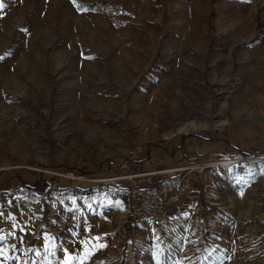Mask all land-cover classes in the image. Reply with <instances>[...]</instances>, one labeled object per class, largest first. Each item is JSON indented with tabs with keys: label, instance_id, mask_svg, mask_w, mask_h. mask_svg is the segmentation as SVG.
Wrapping results in <instances>:
<instances>
[{
	"label": "rangeland",
	"instance_id": "obj_1",
	"mask_svg": "<svg viewBox=\"0 0 264 264\" xmlns=\"http://www.w3.org/2000/svg\"><path fill=\"white\" fill-rule=\"evenodd\" d=\"M66 1L76 41L58 53L54 14L34 32L36 81L17 53L34 6L6 19L18 1L0 0L11 21L0 46V264H264V153L199 152L180 167L157 152L162 165L136 172L180 195L166 228L128 211L132 165L144 161L117 169L136 151L142 160L235 124L264 127V0ZM97 3L109 6L87 7ZM173 165L183 169L168 175ZM8 171L21 181L3 190ZM41 175L36 191L22 186Z\"/></svg>",
	"mask_w": 264,
	"mask_h": 264
},
{
	"label": "crops",
	"instance_id": "obj_2",
	"mask_svg": "<svg viewBox=\"0 0 264 264\" xmlns=\"http://www.w3.org/2000/svg\"><path fill=\"white\" fill-rule=\"evenodd\" d=\"M216 138H208L204 135L200 136H193L190 138L182 139L178 144H175L172 146V148L169 149V146L165 144L161 148L154 147L152 150H149L147 153L143 154L141 167L132 165L134 171H141L147 169L154 168L155 166L162 165V162H158L159 159L155 156V154L158 152H164L165 160L164 161H174L172 164H177V166L184 165L182 160L189 159V158H195L198 154L197 153H207L206 155L211 154L217 155L221 152H231V153H238L244 152L248 154L250 157L253 154L256 153H264L261 152L264 150V127H261L260 125H247L246 123H239L235 124V128H231L228 131L223 132H217ZM197 154V155H196ZM142 155V154H141ZM181 156V157H179ZM176 157H179V159H176ZM147 161V162H146ZM161 161V160H160ZM175 166V167H174ZM176 165L173 166H167L166 168H172L174 170V173H177V171L182 170L183 168L179 169ZM13 181H9V177L6 178V181L3 183V190L12 185ZM2 186V185H1ZM184 200L188 203H196L198 200V197L196 196V192L193 193H186L184 194ZM173 204H182V199L179 203H173ZM172 207L170 209V212L168 213L169 217L172 216H180L181 212H178L176 207ZM176 205V206H178ZM177 211V212H176Z\"/></svg>",
	"mask_w": 264,
	"mask_h": 264
},
{
	"label": "bare ground",
	"instance_id": "obj_3",
	"mask_svg": "<svg viewBox=\"0 0 264 264\" xmlns=\"http://www.w3.org/2000/svg\"><path fill=\"white\" fill-rule=\"evenodd\" d=\"M17 1H18L17 4H16L17 6L14 8V10L10 11V9H9V12L6 11L7 13L4 12L2 14L5 15V16H8L9 14H12L13 13L12 15L14 17H17L19 19L22 18L24 20L26 18L27 12L30 11L33 8V6H34V12L32 13V16L30 18H28V23L29 24L27 25V32H26L28 34L24 36V42L23 43H20L17 46L18 47L17 48V53H18V55L22 53L21 57L24 55V58L25 59L23 61H27L26 64L29 67V75L32 76V78H36V81H37V79L39 78V71L41 72V69L42 68L39 66V62H38L40 55H38L37 54V50H35L34 32L36 33V31H38L43 25H45L46 23H48V20H50L52 18L53 14H54V16L57 17V19H59V18H60V20L63 19L64 20V23H63V27L64 28H63V31L61 33L63 35V37H62V41L58 45L60 47L58 53L62 54V56H70L71 51H72V46H73L74 42L76 41V37H75V33H74L76 28H74L75 25L73 26V23H74L73 21L75 20L74 19V15H73V11L71 10V8L68 5V3H67L66 0H62V2H60L63 5L62 6L63 9L59 13V15L58 14L56 15V11L54 9V5L56 3H58V2H56V0H17ZM9 16L6 17V19L9 18ZM22 19H21V21H22ZM51 21L52 20H50V22ZM9 23H11V21H9L7 25H5L4 22H3V20L0 19V46L6 45V42H5L6 39L5 38L7 37V35L10 32L9 31L10 28L9 29L7 28V27H10L9 26ZM74 24H76V23H74ZM13 26H14V24H13ZM47 34L48 35L43 36V42L44 43H47V45H48L49 39H50V37L52 35L51 34V31L48 32ZM40 50L41 49H39L38 51H40ZM52 55H53V57H55L56 53L52 52ZM16 58H18V57H16ZM41 58H42V56H41ZM48 59H50V58H48ZM80 60H81V64L80 65L81 66L83 65V69H84V61L81 58V59H79V63H80ZM42 63H41V65H42ZM52 63H54V62H52ZM84 71L85 70H83L82 72L84 73ZM41 74H42V72H41ZM80 74L82 76L84 75L82 73H80ZM3 75H4V78L7 79L9 81V83H10V81H12V79L15 78V76H14L15 75V71L13 70V68L12 69L7 68V69H5ZM80 78H82V77H80ZM192 129L193 128H186L185 129V132H189Z\"/></svg>",
	"mask_w": 264,
	"mask_h": 264
},
{
	"label": "built area",
	"instance_id": "obj_4",
	"mask_svg": "<svg viewBox=\"0 0 264 264\" xmlns=\"http://www.w3.org/2000/svg\"><path fill=\"white\" fill-rule=\"evenodd\" d=\"M141 152H133L118 164L117 169L129 171ZM168 175L174 173L172 168L165 170ZM153 172H134L130 176L131 201L128 204L129 214L137 224L149 223L166 228L170 223L168 213L173 203H179L181 197L177 193L167 192L154 183Z\"/></svg>",
	"mask_w": 264,
	"mask_h": 264
},
{
	"label": "trees",
	"instance_id": "obj_5",
	"mask_svg": "<svg viewBox=\"0 0 264 264\" xmlns=\"http://www.w3.org/2000/svg\"><path fill=\"white\" fill-rule=\"evenodd\" d=\"M107 6H109V4H107V3H97V4H90V5H87V7H89L90 9H104L105 7H107ZM156 147H159V148H161L162 146L161 145H158V146H156ZM261 152H264V150H262ZM239 155L241 156V157H243V158H247V157H249L248 156V154H246V153H244V152H239ZM139 158H140V155H139ZM139 158H138V160L136 161L137 163H141V160H139ZM135 162V163H136ZM108 171H110L111 169H113V164H112V162H111V160H109L108 162ZM136 166H137V164H135ZM9 172V171H8ZM13 175H12V174ZM32 173L34 174V175H37L38 174V172H35V171H32ZM7 175H8V177H9V181H13V180H19V181H21L20 180V177H19V172H16V171H13V172H9V173H7ZM44 178V175H41L40 176V178H39V180L37 181V184H36V186H34V187H32V186H28V185H25L24 183H22V186H24L25 187V189L27 190V191H36L38 188H39V186L41 185V183H42V179Z\"/></svg>",
	"mask_w": 264,
	"mask_h": 264
},
{
	"label": "snow or ice",
	"instance_id": "obj_6",
	"mask_svg": "<svg viewBox=\"0 0 264 264\" xmlns=\"http://www.w3.org/2000/svg\"><path fill=\"white\" fill-rule=\"evenodd\" d=\"M5 5L3 3H0V9H3Z\"/></svg>",
	"mask_w": 264,
	"mask_h": 264
}]
</instances>
